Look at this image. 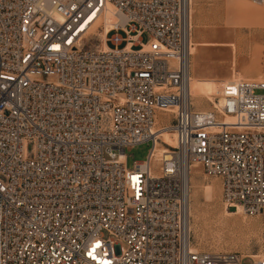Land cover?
I'll use <instances>...</instances> for the list:
<instances>
[{"label": "built area", "instance_id": "2783aa9c", "mask_svg": "<svg viewBox=\"0 0 264 264\" xmlns=\"http://www.w3.org/2000/svg\"><path fill=\"white\" fill-rule=\"evenodd\" d=\"M191 5L0 0V264H243L193 249L194 165L227 209L260 217L264 264V81L225 83L218 110L195 109ZM166 115L177 146L152 167Z\"/></svg>", "mask_w": 264, "mask_h": 264}, {"label": "rangeland", "instance_id": "374dc122", "mask_svg": "<svg viewBox=\"0 0 264 264\" xmlns=\"http://www.w3.org/2000/svg\"><path fill=\"white\" fill-rule=\"evenodd\" d=\"M191 26L192 49H196L191 72L203 81V90L215 103L225 83L264 81V6L247 0H192ZM119 35L126 38L123 33ZM148 40L145 35L143 43ZM98 42L92 39L93 44ZM107 45L113 48L111 43ZM123 47L124 44L120 49ZM194 107L200 112H212L214 104L205 98ZM151 148V144H145L127 152L128 168L145 162ZM194 166V179L201 189L191 198L193 249L199 253L238 254L243 264H255L247 257L260 254L262 220L241 212L227 217L220 180L205 176L200 165ZM211 185L214 189L209 188Z\"/></svg>", "mask_w": 264, "mask_h": 264}, {"label": "bare ground", "instance_id": "6f19581e", "mask_svg": "<svg viewBox=\"0 0 264 264\" xmlns=\"http://www.w3.org/2000/svg\"><path fill=\"white\" fill-rule=\"evenodd\" d=\"M105 21H106V25H105V29L103 32L97 31V30H94V32H93V34L95 35V40L96 41H102L103 46H105L106 34H109V31L111 30L112 25L115 23L114 15L112 13L107 14L105 17ZM191 52H192V56L195 55L196 49L195 48L192 49ZM237 81H239V80H236V82ZM202 82L203 81H201V79H199L198 77L197 78L194 77L192 75V72H191L190 95H191L192 105L193 106L198 105V104H200L201 101H203L206 98L209 102H212L214 104V108L212 109L213 110L212 112H215V110H218L221 107L220 104L223 103V99H222V97H220L218 99V102L215 103L214 99L209 97L205 93V91L203 90ZM203 113H207V112H203ZM225 121L230 122L232 120H231V118H226ZM157 126H160V128L163 127V130L160 133L161 134L160 139H159L160 142L157 143V146H156L155 151L153 153V156L151 158V161H152L151 166L152 167H158L162 163V161L165 158V153L167 152L166 151L167 148H176V146H177L176 136L171 130L170 121H169V118L167 117V115H166V117L157 121ZM210 135L211 136L216 135V132L212 131L210 133ZM196 169H197V167H195V166H193L191 168V173H190V176L188 179V189H189V199H190V214H191V198L193 197V194L196 195L197 191L201 189V185H199V183L194 179V173H195ZM209 188L214 189V186L211 185V186H209ZM239 212L242 213V211L240 209H238V211H236V210L230 211L229 209H225L224 214L227 217H233V216H236L237 213H239ZM224 218H226V217H224ZM223 221H225V220H223ZM190 230H191V227H190ZM247 258H249L251 261L256 263L258 261V259L260 258V254L250 255Z\"/></svg>", "mask_w": 264, "mask_h": 264}]
</instances>
